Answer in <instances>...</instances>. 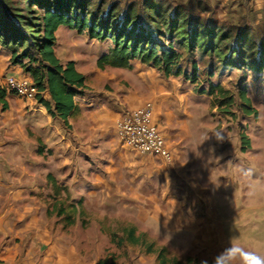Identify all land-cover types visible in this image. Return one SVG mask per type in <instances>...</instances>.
<instances>
[{
    "label": "rangeland",
    "instance_id": "obj_1",
    "mask_svg": "<svg viewBox=\"0 0 264 264\" xmlns=\"http://www.w3.org/2000/svg\"><path fill=\"white\" fill-rule=\"evenodd\" d=\"M93 1L138 9L148 2ZM166 1L206 20L235 27L247 25L258 39L264 37V10L253 8L252 0ZM24 2L27 13L28 0ZM34 9L42 14L37 5ZM112 47L111 40L92 39L87 32L69 27L57 33L59 57L77 60L88 76V90L83 94L116 100L124 91L142 90L148 80L150 101L158 108L155 121L161 130H171L172 137L182 134L181 148L165 136L175 158L173 164L139 154L150 158L152 171L150 192L142 189L137 198H122L110 190L114 197L104 198L97 191L83 189V178H92L109 151H62L51 145L43 130L52 124L63 125V134L68 129L47 109H38V104L8 90L7 76L28 73L13 62L11 47L0 41V92H6L9 103L7 109L0 106V175L18 181L16 177L25 170L27 177L22 184L31 188L25 206L33 209L34 215L42 211L41 226L50 224V245L47 248L40 240L35 243L40 252L36 258L40 262L45 254L47 264H57L60 257L70 264H101L102 260L106 264H156L164 249L165 257L184 264L186 259L195 264H264V69L227 64L216 56L190 53L178 45L184 71L191 74L193 64L199 66L196 82L184 76L168 78L140 60H133L131 68L100 69L97 60ZM28 50L35 53L33 48ZM23 62L29 64L28 59ZM211 85L228 91L227 98L204 93ZM243 92L251 98L257 116L244 112ZM89 123L85 119L81 126ZM243 134L251 142L246 150ZM57 141H62L60 135ZM38 159L57 166H38ZM23 161L26 167L19 163ZM49 175L56 179L57 188ZM66 178L72 182L66 183ZM14 195L0 186V208L24 207L17 199L11 205ZM45 209L48 219L43 215ZM129 229L142 236V246L118 243ZM150 244L153 254L147 251Z\"/></svg>",
    "mask_w": 264,
    "mask_h": 264
},
{
    "label": "trees",
    "instance_id": "obj_2",
    "mask_svg": "<svg viewBox=\"0 0 264 264\" xmlns=\"http://www.w3.org/2000/svg\"><path fill=\"white\" fill-rule=\"evenodd\" d=\"M24 1L0 0V41L13 50V62L33 77L40 92L38 102L67 126L76 108L75 98L86 88V76L77 69L74 61L63 64L56 53L57 33L64 26L80 33L87 32L92 39L113 41L110 51L97 60L100 69L131 68L133 60H140L159 69L168 78L184 76L196 82L198 64H193L191 74L185 72L181 65L183 54L177 45L187 48L190 53L201 51L204 55L216 56L227 64L264 69V37L258 39L247 25L227 26L196 17L166 0H148L142 9L134 5L122 8L93 0H28L27 13L24 12ZM36 5L42 9V14L36 12ZM28 48H33L35 53ZM23 59H28L29 64ZM44 91L49 92L51 101L45 100ZM205 92L225 98L229 94L218 85H211ZM241 96L246 103L244 112L257 116L251 98L246 92ZM6 98V92L1 91L0 106L4 109L9 107ZM242 142L244 150L251 145L245 134ZM48 179L57 188L54 176L49 175ZM124 231L118 238L119 244L143 245L142 236L134 229ZM153 247L150 244L147 249L150 254H153ZM100 263L106 264V260ZM155 263L184 264L165 257L164 249L159 252ZM185 264L195 263L186 259Z\"/></svg>",
    "mask_w": 264,
    "mask_h": 264
},
{
    "label": "crops",
    "instance_id": "obj_3",
    "mask_svg": "<svg viewBox=\"0 0 264 264\" xmlns=\"http://www.w3.org/2000/svg\"><path fill=\"white\" fill-rule=\"evenodd\" d=\"M251 6L258 10H264V0H252ZM62 28H65V26L60 29ZM56 53L58 55L57 49ZM59 59L63 64L69 61H74L76 63L77 69L86 76V88L84 91H87L88 76L86 72L80 68L77 60H62L60 57ZM20 77H28L33 80L30 74H23ZM146 83L148 85L144 84L145 88L142 90L136 89L129 93L124 91L122 96H118L116 100H110L108 96L100 97V95L91 96L86 95V93H81L75 98L76 108L70 116L68 126L60 119L65 128L68 129L65 130L66 132L64 134V130H62L64 128L63 125L57 126L52 124L50 129L46 128L43 130L46 131L47 136H50L51 145L54 148L62 149V151L74 152L80 149L109 151V157L104 161H99L98 171L94 173L92 178L90 176L83 178L82 185L84 190L90 191V193L97 191L101 193L104 198L114 197V195H111L112 193L108 192L109 190L118 192L116 195H120L122 198L140 197L139 192L143 191L142 189H148L150 192V171H152L150 170V158L140 156L147 154H141L131 148L123 146L116 136V123L122 111L125 109H136L144 105L147 101H150V81L146 80ZM42 95L45 100L51 101L48 91H44ZM78 99L80 100L79 102ZM38 106V109H47L40 102H38ZM157 109L158 108L155 107L156 112ZM42 114H44L43 111ZM54 118L59 119L57 117ZM85 119H89L90 123L86 126H81ZM75 126L77 128H75ZM162 131L168 138L170 144L174 147L179 146L178 148H181L180 145H183L181 144L182 142H180L182 139L181 132L176 133L175 136L172 137L171 130ZM59 135L62 138L61 142L57 141ZM39 141L41 143V139ZM19 163H22V167H26L24 161ZM36 163L38 166L40 165L42 167L49 165H45V162H42L41 159H38ZM49 166L56 167L57 164H53L52 162V165ZM22 172V175L16 177L18 181L12 176H7V179L4 178L6 175H0V186L7 189L10 194L12 192L15 194L12 196L13 202H11V205L14 204L16 199L24 205V207L9 205L5 208H0V260L5 264H47V256L45 254H42L43 258L40 262L39 259L36 258V255L39 256L40 252L35 249V243L40 240L43 246L48 248L50 245L48 242L51 239L50 231L52 230L48 222L45 225H40L41 222H44L42 211L34 215L32 213L33 209L25 206L26 197L28 195L27 191L31 188L22 184L25 183L27 177L25 170ZM66 180V183L72 182L68 181L67 178ZM36 188L38 189V187ZM120 192H124V194L121 195L119 194ZM127 192L130 194H126ZM43 215L47 218L48 211L46 209ZM18 239L22 241L17 242ZM34 250L37 252H34ZM63 259L64 258L60 257L56 260V263L70 264Z\"/></svg>",
    "mask_w": 264,
    "mask_h": 264
},
{
    "label": "built area",
    "instance_id": "obj_4",
    "mask_svg": "<svg viewBox=\"0 0 264 264\" xmlns=\"http://www.w3.org/2000/svg\"><path fill=\"white\" fill-rule=\"evenodd\" d=\"M5 83L9 91L27 102L38 104L40 92L32 79L9 75ZM155 111L152 101H147L136 109L123 110L116 123V136L123 146L161 159L166 164H173L174 155L158 122L155 121ZM0 264L5 263L0 260Z\"/></svg>",
    "mask_w": 264,
    "mask_h": 264
}]
</instances>
